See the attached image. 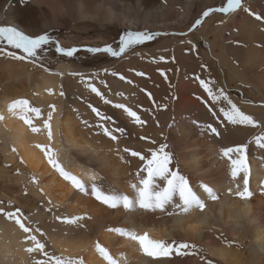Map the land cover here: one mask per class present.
<instances>
[{
  "label": "bare ground",
  "instance_id": "bare-ground-1",
  "mask_svg": "<svg viewBox=\"0 0 264 264\" xmlns=\"http://www.w3.org/2000/svg\"><path fill=\"white\" fill-rule=\"evenodd\" d=\"M39 1L33 0L34 3H39ZM83 2L87 4L86 0ZM197 2L198 0H189L188 6L184 7V12L180 13V19L175 22H168L162 16V24L158 27L176 26L177 22L188 21ZM112 5L116 7L113 1ZM120 9L125 11L123 6ZM132 9L131 7L130 11ZM107 11L111 15L109 19L114 20L116 11L112 6ZM161 11L162 15L169 16L173 13L174 6L166 5ZM77 12L84 18L81 9H77ZM161 13L149 12V18L144 16V20H132L133 16L131 14L126 16L124 12L122 17L115 19L122 25L131 23L130 26L133 29L138 27V22H146L152 27L154 24L152 15L160 16ZM34 15L36 14H32V16ZM3 17L0 14V21ZM19 25L28 27L23 21H20ZM235 25L240 31L241 41L235 45H230L228 48H220L217 61L226 68L232 82L238 81L242 84L256 85L258 82L255 77L256 73L249 72L264 67V52L253 46L255 30L247 16L241 15L240 20ZM4 67L6 74H3L2 85L13 83L14 80L18 79V75L16 76L17 67L11 62ZM188 68L191 76L188 82L173 80L172 76L166 79L160 74L161 71L165 72L163 68H158L156 71L154 69L152 71L155 75L153 80L145 82L143 88H155L152 96L156 102H158L155 95L157 93L160 94L162 101L168 103L170 101L164 97L175 95L173 98L179 102V105H185L189 100L188 95L193 93L199 94L201 99L205 101L206 94L196 79V77L205 78L203 69L192 64L188 65ZM72 70L71 66L65 65H61L58 69L65 74ZM13 78L15 79L13 80ZM61 80V77L43 71L37 81L33 83V88L31 87L35 92L34 100L37 99L40 102L43 117H46L47 113L51 111L50 105L56 107L51 122L54 134L52 146L59 150L61 163L67 170L82 177L86 182L87 175L95 173L103 178L97 183H102L106 188L111 187L121 192H130L128 188L130 172L127 170L128 168L121 165L120 156L122 152L120 151L118 154L117 148L109 138L102 134L97 135L92 129L83 125L82 120L91 118V115L85 118L83 113H76L70 109L64 112L59 104ZM48 89H52L54 94L50 95ZM121 90L123 96L118 94L117 97L110 100L131 107L134 97L128 95L126 98L125 89L122 88ZM2 94L0 95V115H3L4 119L0 121V151L4 152V159L13 163L16 159V152L19 154L23 160L24 170L22 171H26L37 178L39 181L38 188L43 190L42 193L48 196L52 205L55 206L56 216L80 215L88 217L80 222L83 227L61 223L55 219V216H50L51 220L46 221V229L51 232L47 235L59 255L81 258L84 264H104L94 249L95 242L99 241L112 254L117 256L124 254L126 257L125 264H188L187 256L173 255L171 258L154 260L143 255L136 244L106 231L108 227L118 226L135 228L141 233L147 231L154 239L169 241L176 239L192 242L203 250L200 257L206 258L212 264H264V194L260 192V185L264 183V162L258 161V158L249 161L251 169L249 187L253 196L248 200H241L235 195L228 194L230 187L235 191V184L229 176L226 161L221 159L219 155V149L222 146L245 143L248 131L231 129L225 133L222 132L223 139L219 140L215 136L195 133L196 125L193 122L199 117L192 107H178L179 118L176 117L172 121L167 112H161L159 118L170 121L165 127L164 136L172 143L173 148L179 151L177 164L181 172L189 177L190 182L195 187H198L200 183H206L213 187L219 194V199L217 201L206 200V207L203 211L195 210L187 215L167 217L158 213H147L143 210L127 212L122 208L109 209L93 197L72 189L46 163L43 153L34 147L36 144L45 145L49 143L46 133H32L23 121L13 117L8 112L7 105L15 97V94H7V89ZM117 110L121 120L126 125H135L121 109ZM147 117L148 115H146ZM152 117H154L153 114ZM34 123L39 126L42 121L34 120ZM170 124L173 125L171 128L169 127ZM189 134H192L193 137L189 140L185 139ZM13 148L16 149L15 152L12 151ZM123 154L132 163L133 158ZM132 167L135 171L136 164ZM25 180L29 181L28 179ZM39 190L30 191L41 196ZM2 226L3 228L0 230V263L32 264V257L24 251L26 245L22 242L23 233L13 222L4 221ZM83 231L87 234H84ZM247 247L249 251H247ZM193 262L196 264V259Z\"/></svg>",
  "mask_w": 264,
  "mask_h": 264
},
{
  "label": "rangeland",
  "instance_id": "rangeland-1",
  "mask_svg": "<svg viewBox=\"0 0 264 264\" xmlns=\"http://www.w3.org/2000/svg\"><path fill=\"white\" fill-rule=\"evenodd\" d=\"M68 1L40 0L39 3H34L33 0H0V14L4 16L0 21V26H15L30 35L46 31L54 38H58L61 46L65 48H83L85 46L102 47L107 44H113V46H115V42L118 40L119 35L122 30L125 29L167 33L166 35H159L155 41L139 47L134 52L126 54L122 58H112L104 54L93 56L83 51L78 53L74 58H66L57 54L54 50V46H52L42 59V63L48 67L51 72H57L61 65L71 66L73 70L70 72H80L85 75L99 72L100 76L94 83L109 99L117 97V95L121 93L122 88L125 89L126 98L128 95L134 97L131 107L146 121L143 126L126 125L121 120L118 110L113 108L110 104H104L99 97H96L95 94L85 89L84 86L79 83V77L69 76L66 73L59 84V92L62 86L65 93L64 96L59 95V104L64 112L70 109L76 113H83L85 118L91 115L92 117L87 120L90 123H94L96 119L95 114L87 107V105L91 103L106 115L111 116L118 126L126 129L125 135L120 137L118 143L111 140L114 146L120 149L121 152L125 147L133 150H143L150 147L151 145L147 140L139 139L140 136L149 137L157 142H162V137H165V127L170 121L165 118H159L161 112H167L172 118V121L176 117L179 118L178 107H192L199 117L196 121H200L202 124L214 122L207 110L205 102L197 93L188 95L189 100L185 105H179V102L173 98L175 95L164 97L169 100L170 103L164 102L161 100L159 93L155 94L158 99V102H156L152 96L155 88H143V85L145 82L153 80L155 75L152 71L154 69L156 71L158 68H163L165 70L166 79L172 76L173 80L178 79L180 82H188V80L191 79L188 65L192 64L202 68L205 75L204 79L214 80L218 87H222L226 90L242 111L252 115L257 121L264 122V67L249 72L256 73L255 77L258 80L256 85L251 83L242 84L238 81L232 82L226 68L217 61L220 48H228L230 45H235L241 41L240 31L235 25V23L240 20L241 15L247 16L254 25L255 40L253 41V46L264 52V24L257 21L253 16L248 15L242 10L227 16L222 13H213L205 18L203 23L198 26L196 30L189 31L194 22L200 18L204 10L209 7L222 6V0H198L188 21H180L177 22L176 26L161 28L158 27L162 24L161 17H165L168 22L177 21L180 19V13L184 12V7L188 6L189 0H86L87 4L83 2L84 0ZM112 1L116 7L112 5ZM262 1L264 0H244V5L251 11L264 15V2ZM166 5L174 6V11L169 16L162 15L161 13V9ZM111 6L116 11V15L113 17L114 20L109 19L111 15L109 11H107L111 9ZM121 6L125 7V11L120 9ZM131 7L133 9L130 11ZM77 9H81L84 18L80 16ZM69 11L71 12L69 13ZM124 12L126 16L131 14L133 16L132 20H144V16H150L149 12L154 14L158 12L161 13V15H152V20L154 21L152 27L146 22H138V27L133 29L130 26L131 23L128 22L126 25H122L115 19L116 17H122ZM32 14L36 15L32 16ZM8 18L12 20H7ZM20 21H23L28 27L19 25ZM44 24H46V26H44ZM181 32L188 34L186 36L172 35L173 33ZM160 57H164V60L161 61ZM9 62L17 67L16 76L18 75V79L14 80L15 78H13V83L10 82L9 84L2 85L1 81L3 80V74H6L3 68H5L4 66ZM201 65H204V67H201ZM104 69H108L109 73L117 72L126 79L122 81L118 76L105 74L103 71ZM43 71L42 68L35 67L30 63L13 60L0 55V95H3L2 92L4 93L7 89V94H15L12 100L25 98L30 101L32 106L41 108L40 102L33 98L35 92L32 90V86ZM137 72H143L144 75L138 76L136 74ZM24 80L27 82H24ZM101 80L105 81L107 87H104V85L100 83ZM128 80H131L132 83L129 84L127 82ZM149 94H151V99L149 98ZM197 97H200V99ZM155 104L166 105L167 107L157 108ZM208 104L210 105L211 102L209 101ZM152 114L154 117H152ZM146 115H148L147 118ZM35 121L39 122L38 120ZM214 126H217L220 132L221 137H217L219 140L223 139L222 132L225 133L231 129H239L248 131V137L246 139V142H248L251 136L259 131V129L228 125L227 122L220 125H216L214 122ZM92 131L95 132L93 129ZM194 131L195 133L206 136L197 126ZM192 137L193 135L189 134L185 139L189 140ZM167 143L170 146V151L174 153V164H177L179 151L173 148L172 143L168 139ZM247 154L248 162L253 158H258V161L264 162V149H260L254 144H249ZM122 155L124 156L123 152ZM15 158L13 163L8 162L4 159V152L0 151V202H2L0 203V207H5L6 210H12L7 208V205L11 203L14 207L22 209L26 215L30 216L31 220L35 222L37 226L46 234H49L51 232H48L46 229V221L51 220L50 216H56L55 208L52 204H48V196L39 190V183H31V177L33 175L26 171H22L24 170L23 160L17 152ZM125 160L128 159L125 158ZM134 164H137L135 158H133L131 165L121 161L122 167L128 168L127 170L129 172H134L132 167ZM25 179L29 181L27 182ZM132 179L133 177L130 176L129 180ZM30 190H39L41 196ZM49 207L52 208L51 212L47 211ZM38 217H40V219H38ZM4 221L10 222L5 219L4 216L0 215V230L3 228L2 224ZM83 233L87 234L85 231H83ZM40 239L46 243L47 250L50 253L59 255L48 235L46 240L43 237H40ZM246 249L249 251L248 247ZM202 252L203 250L194 256H187L188 264H193L194 259H196V264H209V260L200 257ZM210 264L212 263L210 262Z\"/></svg>",
  "mask_w": 264,
  "mask_h": 264
},
{
  "label": "snow or ice",
  "instance_id": "snow-or-ice-1",
  "mask_svg": "<svg viewBox=\"0 0 264 264\" xmlns=\"http://www.w3.org/2000/svg\"><path fill=\"white\" fill-rule=\"evenodd\" d=\"M244 11L248 15L253 16L257 21L264 24V15L257 14L245 7L244 0H222V6L209 7L204 10L189 31L196 30L204 19L213 13H222L225 16ZM167 33H157L149 30H122L118 40L113 44H107L102 47L85 46L83 48L61 46L59 39L54 38L48 32L38 34H27L24 30L15 26H0V55L10 59L27 62L35 67L42 68L45 72L51 75H56L61 78L65 73L57 71L52 73L48 67L42 63L43 57L48 53L52 46L57 54L66 58H74L81 51L90 55H107L112 58H122L124 55L134 52L141 46L149 42L155 41L159 35ZM188 33H173L172 35L186 36ZM190 43V42H189ZM163 61L164 57H160ZM204 67V65H201ZM105 74L118 76L120 80L126 78L117 73H109L108 69L103 70ZM138 76H143V72H137ZM161 76H165V72L161 71ZM67 75L79 77V83L84 86L90 93L99 97L104 104H111L115 109H121L124 114L133 124L137 126L145 125L146 121L141 118V115L134 111L131 107L124 103L113 102L106 97L103 91L94 83L100 76L99 72L85 75L80 72H68ZM199 86L206 94L205 104L216 125L227 122L228 125L241 126L251 129H259V131L251 136L248 142L234 144L231 146H222L219 149L220 158L226 161L228 173L231 181L235 184L233 188H228L229 195H235L241 200H248L253 196L250 190L249 181L251 169L248 162L247 149L249 144H254L260 149H264V122L257 121L252 115L246 114L233 101L231 96L222 87H218L216 82L211 79L196 77ZM129 84L131 80L127 81ZM104 87L107 84L104 80L100 81ZM50 95L54 94L52 89H48ZM60 96L65 93L61 86ZM119 95L123 96V93ZM151 99V94H149ZM200 99V97H197ZM211 102L209 105L208 102ZM51 111L46 117L42 116L41 109L31 105L30 101L25 98L12 100L7 105L8 112L13 116L23 121L32 133L45 132L47 135L48 144H36L34 147L43 153L46 163L59 176L66 181L72 189L78 193L93 197L101 205L109 209H124L127 212L143 210L147 213L160 214L161 216H178L187 215L195 210L203 211L206 207V200L217 201L219 194L213 187L206 183H200L198 187L193 186L189 177L184 175L178 164H174V153L170 151V146L167 143V137H162V142H157L149 137L140 136V140H147L151 145L143 150H133L128 147L122 149V152L137 161L136 169L130 172L133 177L128 182L130 192H121L111 187H105L102 183H97L98 180H103L98 174L91 173L87 175V182L82 177L73 174L67 170L61 163L59 150L52 146L54 134L52 130V120L56 111L55 105H50ZM91 112L95 114V122L90 123L88 120H82L86 128L93 129L95 134H103L110 140L117 142L121 136H124L126 129L118 126L116 121L109 115H106L98 107L91 103L87 105ZM157 108H166V105L155 104ZM218 109V110H217ZM4 119L0 115V121ZM34 120L42 121L38 126ZM214 122L201 123L194 121L193 123L200 128L203 133L209 136L219 137L220 132L218 127L214 126ZM173 125L170 124L171 128ZM16 151L15 148L12 149ZM121 150L117 149L119 154ZM120 159L131 164V160H125L123 155ZM31 183L38 184L39 181L35 176L31 177ZM43 191L42 189L40 190ZM260 192L264 194V183L260 185ZM203 196V198H202ZM2 203V202H0ZM51 205V200H48ZM55 207V206H53ZM5 207H0V215L4 216L10 222H13L18 229L23 233L22 242L26 245L24 251L33 257L32 264H84L83 259L78 257L55 255L47 250V245L40 237L47 239V234L35 224L29 215H26L22 209L14 207L9 203ZM47 211L51 212L49 207ZM85 216H55V219L67 225H77L83 227L80 222L87 219ZM106 231L116 234L118 237L126 239L138 246L139 251L154 260L171 258L175 256H194L201 251L196 244L173 239L171 241L164 239H154L149 232H138L135 228L126 227H108ZM95 252L102 258L104 264H125L126 257L124 254L114 255L101 242L97 241L94 244ZM210 264V262H209Z\"/></svg>",
  "mask_w": 264,
  "mask_h": 264
}]
</instances>
